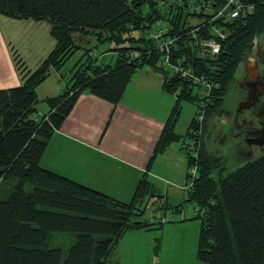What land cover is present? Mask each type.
Instances as JSON below:
<instances>
[{"label":"trees","instance_id":"1","mask_svg":"<svg viewBox=\"0 0 264 264\" xmlns=\"http://www.w3.org/2000/svg\"><path fill=\"white\" fill-rule=\"evenodd\" d=\"M243 2L253 6L252 13L226 19L215 17L224 0H0L1 16L46 22L55 43L33 72L14 53L21 85L0 90V185L15 181L0 196V264H112L110 256L126 232L149 229L151 224L138 221L141 211L134 206L152 188L144 178L126 203L39 164L49 138L82 92L115 106L133 73L144 67L159 72L163 90L175 95L150 162L173 142L188 139L192 145L186 149V166L196 173H186V201L195 205L199 220L196 258L205 264H264V154L228 172L224 158L208 154L203 142L210 120L227 114L222 105L238 67L264 34V0ZM192 19L198 23L192 25ZM158 24L166 31L147 38ZM215 29L223 39L213 34ZM76 36L113 43L106 51L117 52L113 63L91 60L92 49L78 44ZM209 39L218 41L220 51L201 55L198 44ZM168 41V51H161L158 44ZM81 50L80 61L67 69ZM165 56L171 66L206 81L208 97L194 93L201 85L164 67ZM257 63L264 67V48ZM51 70H65L67 84L61 94L46 99L49 110L37 120L36 88ZM182 102L195 105L198 116L200 103L205 104L202 120L192 118L183 136L173 131ZM54 234L71 236L72 244L50 246Z\"/></svg>","mask_w":264,"mask_h":264},{"label":"rangeland","instance_id":"2","mask_svg":"<svg viewBox=\"0 0 264 264\" xmlns=\"http://www.w3.org/2000/svg\"><path fill=\"white\" fill-rule=\"evenodd\" d=\"M198 11L199 7L196 9V12ZM14 23H11L10 30L13 32L9 36L11 46L14 47V50L11 49L12 56L18 51L17 54L20 55V59L22 58L27 70L33 72L54 47L49 26L46 22L29 21L25 27H19V24ZM197 23V19L191 20L192 25ZM165 31V25L158 24L146 37H159ZM75 39L86 49H92L89 54L91 60L96 63H113L112 55L117 52H106L114 48L113 43H98L93 37L79 39L76 36ZM263 48L264 34L255 39L251 53L238 67L234 83L222 105L227 114L211 119L203 136L207 153L211 156L223 157L228 172L264 154V147L258 149L248 147L241 141L229 140L239 135L257 136L262 130V120L255 113L261 103L259 106L256 104L263 100L264 96V67L257 63V56ZM82 52L81 50L73 55L66 64L67 69L80 61ZM249 59L255 62L249 64L247 62ZM64 72L65 70H62L60 74L62 73L65 79L51 70L49 76L36 88L37 120L49 110L46 99L56 97L65 90L68 74L65 75ZM196 92L198 93L195 90L194 93ZM237 99L241 100L238 104ZM194 117L198 122L200 121L197 107L182 102L173 127L175 134L183 136ZM188 142V139H184L181 143L169 144L167 158L163 160L165 163L153 171L155 177L153 175L149 178L142 177L152 188L134 203L135 212L141 211L137 217L138 221H145L151 226L148 230L126 232L118 240L112 252V261L117 264H205L195 256L199 236V220L194 219L196 208L192 202L186 201L187 190L190 187V180L186 179L188 171L185 158V146ZM13 184H15L13 180L2 182L0 196L3 197ZM133 195L134 193L128 198L126 195H118V197L122 198L119 200L130 203ZM50 241L52 247L67 249L72 244V237L66 234H54Z\"/></svg>","mask_w":264,"mask_h":264},{"label":"crops","instance_id":"3","mask_svg":"<svg viewBox=\"0 0 264 264\" xmlns=\"http://www.w3.org/2000/svg\"><path fill=\"white\" fill-rule=\"evenodd\" d=\"M12 22L25 27L29 21L0 15V90L21 85L9 41ZM162 83L159 72L144 67L133 73L115 106L82 92L49 138L40 166L114 199L130 197L142 177H155L153 171L167 158L169 147L150 162L175 103ZM112 256L110 262L117 264Z\"/></svg>","mask_w":264,"mask_h":264},{"label":"built area","instance_id":"4","mask_svg":"<svg viewBox=\"0 0 264 264\" xmlns=\"http://www.w3.org/2000/svg\"><path fill=\"white\" fill-rule=\"evenodd\" d=\"M252 11H253V6L250 4L244 3L243 0H224L223 7L217 12L215 17H225L226 19H236L237 17H239L241 15L250 14V13H252ZM213 34L217 38H220V39L224 38V34L217 29H215L213 31ZM171 43H172V41H168L166 43H161V44H158V47L161 51L167 52ZM198 45H199L201 55L212 56V55L218 54L220 51V44L218 43V41L216 39L202 40L199 42ZM162 65L164 67L171 68V70L173 72H178L181 75V77L189 78V79L193 80L195 83L201 85L200 89H198V93H199L200 97H202V98L208 97L209 85L207 84L206 81L202 80V78L195 77L190 72L189 69H182V68H179L176 66H171L167 56H165ZM204 105L205 104L200 103V107H199L200 121L202 120V114H203L202 107ZM189 146L192 147L191 142H188V145H186L185 148L188 149ZM194 156H195V154H194ZM188 173L191 176H194L196 173L195 168L194 167L190 168L188 170Z\"/></svg>","mask_w":264,"mask_h":264},{"label":"water","instance_id":"5","mask_svg":"<svg viewBox=\"0 0 264 264\" xmlns=\"http://www.w3.org/2000/svg\"><path fill=\"white\" fill-rule=\"evenodd\" d=\"M256 116L262 120L263 127L260 135L250 136V135H239L236 137H231L229 140L232 142H242L248 147L263 148L264 147V100L260 105L259 110L256 111Z\"/></svg>","mask_w":264,"mask_h":264},{"label":"clouds","instance_id":"6","mask_svg":"<svg viewBox=\"0 0 264 264\" xmlns=\"http://www.w3.org/2000/svg\"><path fill=\"white\" fill-rule=\"evenodd\" d=\"M247 62H248L249 64H253L255 61L252 60V59H249ZM240 101H241L240 99H237V100H236V103L238 104Z\"/></svg>","mask_w":264,"mask_h":264},{"label":"flooded vegetation","instance_id":"7","mask_svg":"<svg viewBox=\"0 0 264 264\" xmlns=\"http://www.w3.org/2000/svg\"><path fill=\"white\" fill-rule=\"evenodd\" d=\"M257 94L259 95V93L257 92ZM262 129V128H261Z\"/></svg>","mask_w":264,"mask_h":264}]
</instances>
